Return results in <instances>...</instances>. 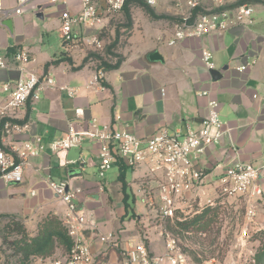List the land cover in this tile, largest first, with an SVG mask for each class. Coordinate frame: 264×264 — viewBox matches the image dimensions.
<instances>
[{"label": "crops", "instance_id": "1", "mask_svg": "<svg viewBox=\"0 0 264 264\" xmlns=\"http://www.w3.org/2000/svg\"><path fill=\"white\" fill-rule=\"evenodd\" d=\"M262 2L264 0H230V7L250 5L252 18L247 25L233 26L221 35L185 40L170 47L166 43L173 27L157 28L159 34L155 43L148 42L146 50L137 55L131 51L130 36L127 41L130 52L124 55L117 69L110 71L92 67L89 64L92 52L82 44L66 48L61 43L60 12L64 8L77 12L78 0H68L66 7L52 5L48 0H28L21 15L0 14V56L8 62V68L0 71V86L12 85L23 74L33 72L49 74L58 87L76 90L74 96L69 97L66 91L48 89L37 102H28L17 113L16 121L27 125L18 138L27 140L38 136L43 148L38 157L30 160L31 166L25 170L22 184L9 185L0 180V214L20 220L30 228H35L48 216L62 220L66 207L44 183L50 176L53 180H66L72 188L81 190L77 208L96 225L94 231L87 232L95 264H126L120 250L140 240L150 251L161 254L164 251L161 234L168 232L164 224L148 228L146 217L137 215L138 223L145 229L146 236H141L132 226L133 221L130 225L125 223L129 217L122 201V184L116 180L107 188L98 177H91L98 163L97 148L92 142H83L80 148L58 154L51 152L50 144L65 136L70 123L77 129L92 121L99 127L113 124L117 128L126 127L139 138L150 137L160 129L172 132L183 130L187 125L198 128L206 115L208 98H214L219 104V119L228 134L220 144L207 149L200 160L207 175L206 193L213 196L207 186L209 177L216 182L232 162L263 163ZM1 5L5 10L11 9L15 0H1ZM164 5L174 6L181 14L185 12L183 2H165L159 8ZM203 5L209 8L210 0H205ZM108 20L102 21L97 29L106 26ZM19 50L29 54L27 64L13 63L12 57ZM152 50L161 55L162 62L151 63L146 59ZM201 50L211 52L212 69L204 67ZM241 66H246L244 71L238 70ZM213 70L219 71V79L212 76ZM96 76L99 77L97 84L90 85ZM204 91L209 92V97L200 95ZM3 97L0 91V101ZM75 109H82L83 117L76 118ZM66 161H78V164L66 165ZM93 174L97 176L96 172ZM112 209H121L114 220ZM116 220L118 225H115ZM106 233L116 234L120 249H108L99 243L96 236Z\"/></svg>", "mask_w": 264, "mask_h": 264}, {"label": "built area", "instance_id": "2", "mask_svg": "<svg viewBox=\"0 0 264 264\" xmlns=\"http://www.w3.org/2000/svg\"><path fill=\"white\" fill-rule=\"evenodd\" d=\"M52 5L67 6L68 0H48ZM128 0H78L79 10L75 13L67 8L60 12V40L64 47L81 45L93 51L102 49L103 42L97 26L110 16L120 13ZM149 8H157L163 1L183 2L185 12L173 26L167 45L172 47L190 39H202L211 35H221L233 26L247 25L252 18V7L242 4L230 7V0H210V7H204L205 0H139ZM28 0H15V5L8 10L2 8L0 14L21 15ZM201 60L206 69H212V54L201 50ZM15 65L27 64L29 54L17 51L13 57ZM8 68L6 58L0 56V71ZM246 66L238 70L244 71ZM101 76V75H100ZM99 77H94L90 85L97 84ZM48 89L66 91L73 97L76 90L58 87L51 75H38L28 72L20 76L12 85L0 86L4 94L0 101V180L9 185L24 182V172L29 168L30 160L42 152L40 137L21 140L27 125L16 120L17 113L28 102H37L41 94ZM163 94V90L161 91ZM200 95L209 97V92ZM218 102L208 98L206 115L198 128L189 125L183 130L168 131L160 129L152 136L139 138L126 127L115 125L99 127L92 121L89 125L77 129L74 123L68 124L65 136L50 144L53 154L80 148L84 140H89L97 148V177L103 179L105 171L112 165L121 164L130 170L145 165L152 174L158 176L157 195L159 198V217L172 219L177 212L182 216L190 215L203 206H223L230 201H242L244 204L243 225L239 230L237 245L248 242L250 231L255 229L256 202L263 195L264 162L255 165L236 160L228 165L218 176L213 196L204 190L206 171L200 160L207 149L220 144L228 130L219 119ZM76 118L83 117L82 109H75ZM119 118H116L118 120ZM66 165L78 164V161H66ZM50 192L66 207L61 222L71 240V248L62 260L52 264H95L91 251L92 241L87 236L89 230H95L93 219L77 208L80 189L72 188L66 180L44 179ZM32 195L34 193L32 192ZM147 206H154L155 199L147 193ZM164 251L155 254L148 249L143 240L120 250V256L126 264H189V258L177 247V240L168 232L161 234ZM101 245L108 249H120L119 239L114 233L96 236ZM203 264H217L215 259H208Z\"/></svg>", "mask_w": 264, "mask_h": 264}, {"label": "rangeland", "instance_id": "3", "mask_svg": "<svg viewBox=\"0 0 264 264\" xmlns=\"http://www.w3.org/2000/svg\"><path fill=\"white\" fill-rule=\"evenodd\" d=\"M152 10L153 16L147 14L141 6L132 5L129 9L132 20L131 29H128L126 26L127 20L124 13L120 12L110 16L108 24L98 33L99 39L103 42L102 49L93 51L82 44V47L87 48L88 51L94 53L100 59L99 62L91 61L89 64L92 67L95 65L94 68H99L101 60L107 64H113L117 61L118 57L123 58L129 51L127 41L130 36H132L131 43H133L131 51L136 55L140 54L146 50L145 46H147L148 42L155 43V38L159 34L157 28H172L181 19V12L176 10L172 5H164L160 8L158 6L157 8H152ZM155 69L158 70L159 67ZM88 141L84 140V143ZM133 171L128 170L125 178L128 184L126 193L129 195V200L127 201L128 208L127 212H125L126 217L128 216L129 218L125 223L130 225L133 221L132 226L134 229L141 236L145 237L146 235L143 233L145 229L142 228L143 224L138 223V219H136L137 215H141L142 218L146 217L148 228L164 224V221L160 219L158 214L159 198L156 189L158 176L152 174L145 165H141ZM93 172H96L97 175V167L93 168L91 177L98 179ZM117 176L118 168L112 165L109 170L105 171L103 179L98 180L107 188H111L116 183ZM135 177L140 178V180H134ZM209 180V185H207L208 190L213 194L217 183L211 177H209ZM147 193H151L155 199L156 204L152 207L147 206L145 203ZM133 198L134 201L132 200ZM110 203L111 201L108 204ZM223 207H225L223 208L224 210L220 209L219 213L214 215L210 222L205 225V228H203L205 229L203 230L204 234L189 236L190 239L186 242L177 240V247L189 258V264H203L204 261L212 258L215 259L217 264H257V258L264 249V196L256 202L255 229L250 231L248 242L241 246L237 245V236L243 225L244 204L242 201L236 200L230 201L229 204L225 203ZM120 210H111L113 220L114 218L116 219L115 215ZM18 221L23 227V234L20 231L5 230L3 228L5 222L0 223V264H20V262H23L22 264H52L54 261L62 260L65 257V252L62 248L58 247L50 257L32 256L27 261H23L22 256L14 252V243L19 241L23 236H36L43 220L35 228H30L22 221ZM115 225H118V220H116ZM189 252H195L196 254L192 256ZM194 258L199 261L196 262Z\"/></svg>", "mask_w": 264, "mask_h": 264}, {"label": "trees", "instance_id": "4", "mask_svg": "<svg viewBox=\"0 0 264 264\" xmlns=\"http://www.w3.org/2000/svg\"><path fill=\"white\" fill-rule=\"evenodd\" d=\"M264 5V2H262ZM132 5L141 6L147 14L153 16L152 8L147 7L143 2L139 0H128L123 7L122 13L125 14L127 20V28L131 29L132 20L131 15L129 13L130 7ZM89 57L92 61L99 62V57L94 53L90 54ZM87 61V59H86ZM122 62V58L118 57L117 61L113 64H107L101 60L100 67L97 69L103 71H110L117 69ZM47 67V65L45 66ZM118 168V176L117 180L122 184V192H123V204L125 212H127L128 208V196L126 193V172L130 170L126 166L121 164L117 165ZM223 206L216 205L214 207L203 206L200 209H195L194 212L187 216H182L179 212L175 214L172 219H165L164 226L165 229L176 239L186 242L189 236H194L195 234H202L205 230V225H207L211 218L219 213L220 209L224 210ZM5 222L4 229L10 231H20L23 234V227L20 222L14 218L8 217L7 215L0 214V223ZM204 234V233H203ZM71 240L69 239L66 230L61 222V220L57 219L54 216H48L41 222L39 229L37 231V235L34 237L23 236L19 241L14 243V252L18 255L22 256L23 261H27L29 257L38 256L42 258L50 257L56 248H62L65 252V255L69 252L71 248ZM264 247V243H263ZM192 256H194L195 252H189ZM194 260L198 262V259ZM23 262H20L22 264ZM264 263V249L261 254L257 258V264Z\"/></svg>", "mask_w": 264, "mask_h": 264}, {"label": "water", "instance_id": "5", "mask_svg": "<svg viewBox=\"0 0 264 264\" xmlns=\"http://www.w3.org/2000/svg\"><path fill=\"white\" fill-rule=\"evenodd\" d=\"M146 59L151 62V63H158V62H162L163 59L161 57V55L157 52V51H152L150 53H148L146 55ZM212 76L215 78V79H219L220 78V73L219 71H216V70H213L212 71Z\"/></svg>", "mask_w": 264, "mask_h": 264}]
</instances>
